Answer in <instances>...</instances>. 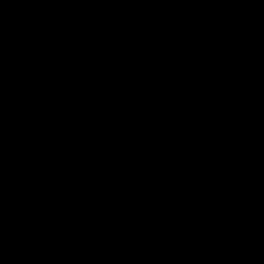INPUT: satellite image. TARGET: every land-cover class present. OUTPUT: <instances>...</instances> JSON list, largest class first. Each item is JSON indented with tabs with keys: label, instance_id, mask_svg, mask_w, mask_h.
Segmentation results:
<instances>
[{
	"label": "water",
	"instance_id": "1",
	"mask_svg": "<svg viewBox=\"0 0 264 264\" xmlns=\"http://www.w3.org/2000/svg\"><path fill=\"white\" fill-rule=\"evenodd\" d=\"M0 264H264V0H0Z\"/></svg>",
	"mask_w": 264,
	"mask_h": 264
}]
</instances>
